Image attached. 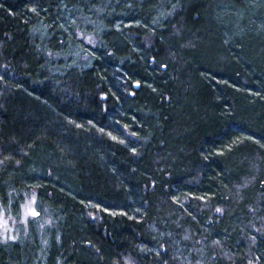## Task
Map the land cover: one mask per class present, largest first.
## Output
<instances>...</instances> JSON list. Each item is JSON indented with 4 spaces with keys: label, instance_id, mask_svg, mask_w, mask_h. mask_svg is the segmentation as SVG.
<instances>
[{
    "label": "trees",
    "instance_id": "16d2710c",
    "mask_svg": "<svg viewBox=\"0 0 264 264\" xmlns=\"http://www.w3.org/2000/svg\"><path fill=\"white\" fill-rule=\"evenodd\" d=\"M30 193L0 264H264V0H0V206Z\"/></svg>",
    "mask_w": 264,
    "mask_h": 264
},
{
    "label": "rangeland",
    "instance_id": "374dc122",
    "mask_svg": "<svg viewBox=\"0 0 264 264\" xmlns=\"http://www.w3.org/2000/svg\"><path fill=\"white\" fill-rule=\"evenodd\" d=\"M89 42V39H85ZM35 194L30 193L26 196L20 207V215L15 218L12 214L5 211L0 206V241H14L19 237L27 236L28 228H35L39 236H42L43 231L50 224V218L47 212L39 211L35 204ZM33 210L38 215H33ZM14 237V238H13ZM43 240V237H41Z\"/></svg>",
    "mask_w": 264,
    "mask_h": 264
},
{
    "label": "snow or ice",
    "instance_id": "6c2138e0",
    "mask_svg": "<svg viewBox=\"0 0 264 264\" xmlns=\"http://www.w3.org/2000/svg\"><path fill=\"white\" fill-rule=\"evenodd\" d=\"M137 83H139V82H137ZM132 151L135 152L136 149L134 148V149H132ZM201 199H204V197H201ZM216 211H217V212H221V211H223V209L217 208ZM32 214H33V215H38V213L35 212V210H33V213H32ZM13 238H14V237H13Z\"/></svg>",
    "mask_w": 264,
    "mask_h": 264
}]
</instances>
